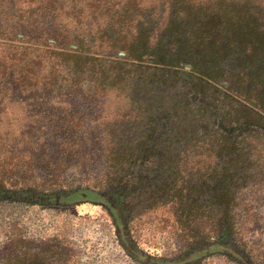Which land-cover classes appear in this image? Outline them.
<instances>
[{
    "label": "trees",
    "instance_id": "trees-1",
    "mask_svg": "<svg viewBox=\"0 0 264 264\" xmlns=\"http://www.w3.org/2000/svg\"><path fill=\"white\" fill-rule=\"evenodd\" d=\"M259 1L0 0V101L116 100L99 107L104 124L90 134L102 143L81 146L71 165L99 164L94 187H27L54 167L41 151L45 134L27 126L14 136L18 144H0V204L65 206L75 197L105 207L120 248L140 264H202L213 256L264 264V244L247 240L261 230L258 215L245 208L264 197L252 193L264 188ZM4 108L6 141L16 130L10 135L2 125ZM160 208L185 239L175 258L141 247L131 233L134 213ZM14 242L23 250L15 252ZM27 243L11 240L3 264H51L61 255V264H75L54 245L32 252Z\"/></svg>",
    "mask_w": 264,
    "mask_h": 264
},
{
    "label": "rangeland",
    "instance_id": "rangeland-1",
    "mask_svg": "<svg viewBox=\"0 0 264 264\" xmlns=\"http://www.w3.org/2000/svg\"><path fill=\"white\" fill-rule=\"evenodd\" d=\"M95 100L94 102L87 97H56L15 100L13 103L10 99L0 101V104L5 105L2 109L5 112L1 114L2 125L9 126L10 135L16 130L6 141L0 140V144H18L21 139H15L14 136L19 135L27 126L40 130V135L45 134V139L42 138L40 143L44 145L41 151L48 155V161L45 163H48L49 159L54 163L53 170L35 173L28 180L27 187L45 192L94 187L99 164L85 159L80 164L87 165L86 169L71 165L80 160L78 153L81 146L91 147L102 143L100 138L90 134L103 127L104 121L99 119L100 110H104L108 105L112 106L116 100L112 98V103L110 98L106 101L99 98ZM103 104L105 108L100 109ZM92 106L95 109L90 113ZM27 141L26 139L25 143ZM5 150L7 151L3 146L2 151ZM26 160H29V156ZM59 166L63 172L55 171ZM254 189L256 190L253 194H264V188L258 191V187ZM68 200L69 204L65 206L0 204V264L4 263L3 257L11 249V240L28 242L27 248H31L32 252L37 246L54 245L60 254L66 251L69 256H73L75 264H140L128 258L120 248L116 241L113 219L105 207L82 201L81 204L76 203L80 200L75 197ZM247 207L258 215L256 228H261L255 235H248L247 240L250 244L254 242L261 246L264 244V197L259 201H247L245 208ZM139 212L134 213L130 227L133 237L141 247L168 258H175L186 249L185 239L178 232L179 226L173 222L167 209ZM259 246L256 247V252L261 257L263 248ZM13 250L17 252L23 249L17 248L14 242ZM65 257L66 255H61L51 264H61L60 260H65ZM202 264L236 263L222 256H213Z\"/></svg>",
    "mask_w": 264,
    "mask_h": 264
},
{
    "label": "water",
    "instance_id": "water-1",
    "mask_svg": "<svg viewBox=\"0 0 264 264\" xmlns=\"http://www.w3.org/2000/svg\"><path fill=\"white\" fill-rule=\"evenodd\" d=\"M121 55H124L123 53Z\"/></svg>",
    "mask_w": 264,
    "mask_h": 264
}]
</instances>
